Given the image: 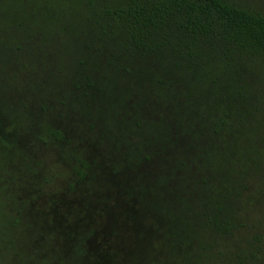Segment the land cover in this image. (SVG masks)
Listing matches in <instances>:
<instances>
[{
    "label": "rangeland",
    "instance_id": "obj_1",
    "mask_svg": "<svg viewBox=\"0 0 264 264\" xmlns=\"http://www.w3.org/2000/svg\"><path fill=\"white\" fill-rule=\"evenodd\" d=\"M234 1L264 12V0ZM81 7L0 0V264H73L76 240L74 264L200 261L166 180L148 193L137 180L153 150L182 161L180 194L201 187L253 229L264 217V59L185 68L119 52L61 11Z\"/></svg>",
    "mask_w": 264,
    "mask_h": 264
},
{
    "label": "trees",
    "instance_id": "obj_2",
    "mask_svg": "<svg viewBox=\"0 0 264 264\" xmlns=\"http://www.w3.org/2000/svg\"><path fill=\"white\" fill-rule=\"evenodd\" d=\"M81 4L75 18L68 9L61 11L78 18L76 25L86 35L119 52L159 54L185 68L198 62L214 66L264 59V12L234 0H81ZM143 157L137 178L143 192L166 180L165 201L185 215L202 240L200 261L193 264H213L220 253L222 264H264V217L247 230L227 217L212 197L206 198L201 187L180 194L175 167L182 161L171 150H153ZM24 169L31 172L27 165ZM173 172L177 175L169 180ZM78 243L69 245L68 261L73 264Z\"/></svg>",
    "mask_w": 264,
    "mask_h": 264
}]
</instances>
